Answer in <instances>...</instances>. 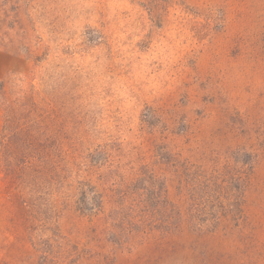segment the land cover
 <instances>
[{"label":"rangeland","instance_id":"374dc122","mask_svg":"<svg viewBox=\"0 0 264 264\" xmlns=\"http://www.w3.org/2000/svg\"><path fill=\"white\" fill-rule=\"evenodd\" d=\"M0 84V264H264V0H0ZM166 153L239 176L249 162L241 212L117 246L119 177L152 165L184 207Z\"/></svg>","mask_w":264,"mask_h":264},{"label":"trees","instance_id":"16d2710c","mask_svg":"<svg viewBox=\"0 0 264 264\" xmlns=\"http://www.w3.org/2000/svg\"><path fill=\"white\" fill-rule=\"evenodd\" d=\"M2 89L3 84H0V91ZM8 105L5 124L9 125V130L5 126L1 134L6 132L8 138H19L24 132L17 127L24 119L21 109L30 104L21 98ZM159 163L175 179L176 195L184 196V207L169 198L167 176L152 165H141L131 178L119 177L112 190L114 201L108 214L107 233L108 239L117 246H124L140 234L169 236L182 226L195 233L210 232L218 227L220 216L235 210L241 212V204H237L235 198L239 193L242 195L247 186L252 171L249 162H243L240 176L230 165L224 166L227 171H210L170 153L161 156ZM92 189H80L78 198L86 207L79 209L83 213L87 211L89 216L99 212L103 202L102 195Z\"/></svg>","mask_w":264,"mask_h":264}]
</instances>
